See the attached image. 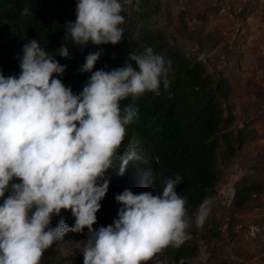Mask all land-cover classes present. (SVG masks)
I'll use <instances>...</instances> for the list:
<instances>
[{
	"label": "clouds",
	"instance_id": "9594fccd",
	"mask_svg": "<svg viewBox=\"0 0 264 264\" xmlns=\"http://www.w3.org/2000/svg\"><path fill=\"white\" fill-rule=\"evenodd\" d=\"M123 11L121 0H76V20L64 25L63 40L99 49L79 69L91 73L79 94L56 78L66 65L55 56L70 58L64 43L49 54L38 40H29L19 58V75L5 77L0 71V264H40L46 249L85 228L83 264H146L163 248L179 247L190 238L187 200L176 191L183 179L179 175L163 180L160 195L124 189L115 196L121 205L117 218L93 229L109 189L107 171L119 161L117 174L123 176L139 159L134 151L117 153L126 126L139 113L134 104L121 109L120 102L170 84L171 60L151 47L133 51L123 67L93 71L103 55L100 46L121 42ZM21 15L35 13L25 6ZM210 203L206 197L199 204L198 227ZM62 209L75 223L70 227L61 217L51 227Z\"/></svg>",
	"mask_w": 264,
	"mask_h": 264
},
{
	"label": "trees",
	"instance_id": "16d2710c",
	"mask_svg": "<svg viewBox=\"0 0 264 264\" xmlns=\"http://www.w3.org/2000/svg\"><path fill=\"white\" fill-rule=\"evenodd\" d=\"M175 2L121 0L124 5L121 15L126 19L121 25L124 36L116 45L100 46L103 55L93 71L123 67L133 51L140 53L146 47L171 60V70L166 90L161 85L156 92H146L135 100L128 97L120 102L121 109L134 104L139 113L138 118L126 126L117 153L123 155L134 151L139 159L130 162L123 176L117 174L119 161L115 162L114 169L107 171L109 189L101 201L93 229L107 227L117 218L121 205L115 196L124 189L160 195L163 180L179 175L183 179L176 191L187 200L185 218L191 224L186 231L192 237L204 238L209 252L202 261L198 258L197 243L185 241L179 247L169 245L157 252L164 254L166 262L163 264H243L221 254L219 242L225 233L231 238L235 235L233 227L239 220L238 213L248 210L264 197V178L245 174L234 183L227 220L211 221L207 217L203 226L198 227L195 214L206 197L212 199L216 195L226 169L236 161L245 144L256 136V130L248 125H236L234 111L239 88L232 76L224 70L209 72L205 61L185 50L181 38L191 28L183 10L174 14ZM137 5L139 10H136ZM25 6L35 15L22 16ZM75 20L76 0H0V71L5 77L19 75V58L29 40H38L49 54L55 53L64 43L69 48L70 58L55 56L61 65H66L65 73L56 78L66 87L70 86L74 94H79L91 76L79 69L85 57L99 49L92 44L78 48L70 38L63 40L64 25ZM195 42L199 48H204L203 38L199 35L195 36ZM7 195L6 191L5 197ZM61 217L70 227L75 223L71 212L62 209L59 216L52 217L50 226L55 227ZM224 221L227 226L223 231ZM87 238V228L82 233L68 232L63 240L45 250L40 264H83L82 252Z\"/></svg>",
	"mask_w": 264,
	"mask_h": 264
},
{
	"label": "rangeland",
	"instance_id": "374dc122",
	"mask_svg": "<svg viewBox=\"0 0 264 264\" xmlns=\"http://www.w3.org/2000/svg\"><path fill=\"white\" fill-rule=\"evenodd\" d=\"M182 10L191 28L181 38L185 50L205 61L209 72L224 70L232 76L239 88L236 125L256 130V136L226 169L209 205L211 221L227 220L234 183L245 174L264 178V0H176L174 14ZM198 35L204 48L195 42ZM252 205L238 213L235 235L231 238L225 233L219 251L243 264H264V197ZM226 226L224 221L223 231ZM253 226L259 231L252 230ZM186 241L198 244V258L205 261L209 247L204 238L190 236ZM164 262V254L156 253L146 264Z\"/></svg>",
	"mask_w": 264,
	"mask_h": 264
},
{
	"label": "built area",
	"instance_id": "2783aa9c",
	"mask_svg": "<svg viewBox=\"0 0 264 264\" xmlns=\"http://www.w3.org/2000/svg\"><path fill=\"white\" fill-rule=\"evenodd\" d=\"M252 230H257V231H259V228H257L256 226H253V227H252Z\"/></svg>",
	"mask_w": 264,
	"mask_h": 264
}]
</instances>
